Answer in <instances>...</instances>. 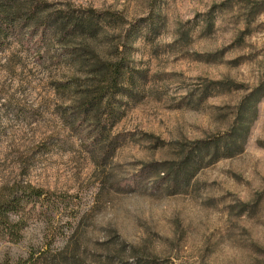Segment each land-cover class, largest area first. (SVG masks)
<instances>
[{
	"label": "rangeland",
	"instance_id": "rangeland-1",
	"mask_svg": "<svg viewBox=\"0 0 264 264\" xmlns=\"http://www.w3.org/2000/svg\"><path fill=\"white\" fill-rule=\"evenodd\" d=\"M46 1L136 26L144 97L116 98L107 155L88 121L70 124L55 91L67 68L16 43L0 50V203L16 199L22 227L18 243L0 238V264H264V98L243 153L188 182V167L174 183L158 173L225 132L264 78V0ZM150 17L155 33L136 23Z\"/></svg>",
	"mask_w": 264,
	"mask_h": 264
},
{
	"label": "trees",
	"instance_id": "trees-1",
	"mask_svg": "<svg viewBox=\"0 0 264 264\" xmlns=\"http://www.w3.org/2000/svg\"><path fill=\"white\" fill-rule=\"evenodd\" d=\"M140 22H145L147 33L157 32V19L142 18L136 23ZM140 36L136 26L114 11L46 0H0V50L16 43L35 53L40 61H54L67 68L69 75L55 83V91L68 95L70 124L77 129L88 121L93 127L92 145L107 155H112L115 148L108 138L116 124V98L134 104L144 97L147 74L132 59L133 43ZM222 84L226 83H214ZM263 98L264 78L241 98L225 132L194 141L189 149L182 148L183 156L174 164L158 165L163 167L158 172L163 174L162 179L174 183L178 181L177 169L188 167L192 170L184 177L188 182L199 169L243 153ZM186 151L194 156L184 155ZM171 171L175 177H171ZM15 204L16 199L0 203V238L12 243L19 242L22 230L18 221L10 220Z\"/></svg>",
	"mask_w": 264,
	"mask_h": 264
}]
</instances>
